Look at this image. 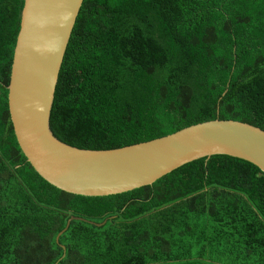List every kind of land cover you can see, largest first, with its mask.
Masks as SVG:
<instances>
[{"label":"trees","instance_id":"trees-1","mask_svg":"<svg viewBox=\"0 0 264 264\" xmlns=\"http://www.w3.org/2000/svg\"><path fill=\"white\" fill-rule=\"evenodd\" d=\"M24 2L0 0V264H264V172L245 159L200 157L105 196L34 169L8 101ZM215 118L264 129V0L83 1L56 137L117 148Z\"/></svg>","mask_w":264,"mask_h":264},{"label":"water","instance_id":"water-1","mask_svg":"<svg viewBox=\"0 0 264 264\" xmlns=\"http://www.w3.org/2000/svg\"><path fill=\"white\" fill-rule=\"evenodd\" d=\"M83 1L25 0L21 14L9 111L22 152L45 180L67 192L105 196L152 184L185 163L214 154L245 159L264 172V129L236 119L205 120L108 149L81 148L56 137L51 111Z\"/></svg>","mask_w":264,"mask_h":264}]
</instances>
